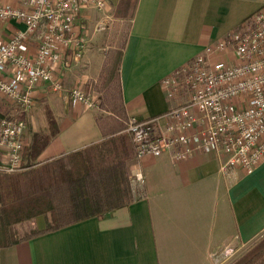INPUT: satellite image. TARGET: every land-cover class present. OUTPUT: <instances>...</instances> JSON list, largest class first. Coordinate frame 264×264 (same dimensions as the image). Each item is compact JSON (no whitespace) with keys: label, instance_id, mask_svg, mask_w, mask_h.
<instances>
[{"label":"crops","instance_id":"crops-1","mask_svg":"<svg viewBox=\"0 0 264 264\" xmlns=\"http://www.w3.org/2000/svg\"><path fill=\"white\" fill-rule=\"evenodd\" d=\"M103 1L100 9L92 3L80 12L76 27L85 46L63 72L64 90L42 84L31 94L44 96L49 106L44 126L35 127L28 114L32 128L24 142L31 145L34 133L50 132L47 109L57 127L34 160L38 163L103 138L94 108L68 105L65 97L73 84L98 77L104 66L111 24L121 19L115 11L123 0ZM0 5L24 7L21 0H0ZM262 5L264 0H135L118 64L128 118L154 117L175 105L178 100L166 96L162 79ZM23 28L19 20L0 19V42ZM36 40L26 41L28 53ZM172 154L166 150L137 160L132 171H140L144 183L127 205L0 246V264H216L214 254L223 247L264 233V159L247 173L226 168V155L213 150L194 148L184 159ZM6 159L0 147V165ZM22 160L31 158L24 154ZM35 225L44 228L45 218L35 217Z\"/></svg>","mask_w":264,"mask_h":264},{"label":"built area","instance_id":"built-area-1","mask_svg":"<svg viewBox=\"0 0 264 264\" xmlns=\"http://www.w3.org/2000/svg\"><path fill=\"white\" fill-rule=\"evenodd\" d=\"M95 1L21 0L23 8L0 5V19L24 24L23 30L0 42L1 97L27 111L38 86L64 90L58 75L81 57L85 46L76 27L80 12L92 3L99 9L105 5ZM32 37L37 45L28 53L26 41ZM161 84L176 104L161 115L128 118L123 130L131 138L136 160L166 150L184 159L194 148H203L225 154L226 168L251 172L264 159V5L222 39L206 44ZM65 93L73 103L93 107L80 87ZM25 129L21 116L0 120V147L7 155L0 170L14 173L22 168ZM134 177L141 187L143 174L136 171Z\"/></svg>","mask_w":264,"mask_h":264},{"label":"trees","instance_id":"trees-1","mask_svg":"<svg viewBox=\"0 0 264 264\" xmlns=\"http://www.w3.org/2000/svg\"><path fill=\"white\" fill-rule=\"evenodd\" d=\"M120 56L121 51L113 71L114 77L111 78L117 91V106L113 105L108 110L112 115L108 118L112 121L106 125L98 122L102 140L42 164L34 163L50 137L57 132L52 113L47 109L50 132L48 135L34 133L25 153L32 161L27 167L32 168L19 173L0 170V220L10 226L42 215L46 223L44 228L2 242L0 246L30 239L88 217L102 216L108 210L134 200L127 162L135 152L129 134L123 131L128 116L118 78ZM48 213L51 219L47 218ZM262 248L264 245L256 246V257L261 255ZM254 258L244 257L236 264H252Z\"/></svg>","mask_w":264,"mask_h":264},{"label":"rangeland","instance_id":"rangeland-1","mask_svg":"<svg viewBox=\"0 0 264 264\" xmlns=\"http://www.w3.org/2000/svg\"><path fill=\"white\" fill-rule=\"evenodd\" d=\"M134 2L135 0H123L120 9L115 11L119 16H121V19L113 20L114 23L112 22L111 24L112 29L109 35L112 39L110 41V44L108 45L109 48L106 51L107 54L103 64L104 66L102 67V70L99 73L98 77L85 80L80 83H75L70 87V88L80 87L83 93L89 97V100L93 102L92 105L96 117L102 124L105 125L108 124L109 121H112L111 118H108L112 116L111 113L108 111L109 108L112 107L113 105L117 106V91L115 88V82L111 80V78L114 77L113 71L115 70V64L118 60L123 40L128 31L129 18L131 16V12H132L131 10L133 9ZM58 77L60 78L61 82L64 83L63 75L59 74ZM44 90H47V88H45ZM53 92L54 91H50L49 94ZM53 94H55V92ZM72 104H74L72 100H68V105H72ZM46 106H49V104L47 98H45L44 96L42 98H33V105L32 107H30L28 112L25 111L21 106L12 103L10 104L6 100H2L1 98L0 120L3 117H10V116L23 117L26 123V129L23 134V141H24V139L28 137V134L31 132V128H32L28 114L32 115V119H33L32 121L35 122V127L41 125L44 126L45 123L44 120L46 119L45 118ZM28 147H30V145L25 143L22 155H24L28 151L29 149ZM134 156H132V158L127 162L128 179L133 195L138 189L139 191L141 190L138 183L135 182L134 172L132 171V168L135 166L137 162ZM35 162L36 161H34V163ZM28 164H32V161L27 160L26 162H24L22 160V168L18 171H15L14 173L27 171L28 169L32 168V167H27ZM111 210H108V212H110ZM108 212H106L105 214H107ZM47 218L51 219L49 213L47 214ZM35 226H36L35 218L18 221L16 222V224L13 223L10 226H6L2 222V220H0V243L8 240H12L14 238L25 236L34 229H37ZM260 244L264 245V233H261L259 236L255 237L249 242L231 243L229 246L227 245L223 247L216 253V264H236L242 258L248 256H250V258L255 257L252 261V264H264V248H262L261 255L256 257V246Z\"/></svg>","mask_w":264,"mask_h":264}]
</instances>
